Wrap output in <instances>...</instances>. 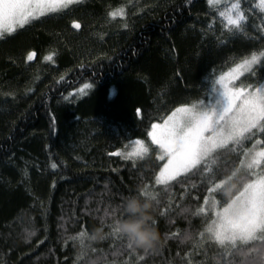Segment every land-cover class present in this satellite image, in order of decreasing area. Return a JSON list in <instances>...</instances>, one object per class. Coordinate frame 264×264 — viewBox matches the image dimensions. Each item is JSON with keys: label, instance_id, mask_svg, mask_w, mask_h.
<instances>
[{"label": "trees", "instance_id": "16d2710c", "mask_svg": "<svg viewBox=\"0 0 264 264\" xmlns=\"http://www.w3.org/2000/svg\"><path fill=\"white\" fill-rule=\"evenodd\" d=\"M236 1L246 18L235 31L208 0H80L0 38V264H221L223 250L201 240L194 215L207 195L203 168L156 185V148L110 153L146 140L176 108L208 100L215 77L264 52V12L257 0ZM256 69L238 83L255 84L264 66ZM210 163L223 172L239 160L225 146ZM145 184L159 236L148 253L105 235L108 213Z\"/></svg>", "mask_w": 264, "mask_h": 264}, {"label": "snow or ice", "instance_id": "6c2138e0", "mask_svg": "<svg viewBox=\"0 0 264 264\" xmlns=\"http://www.w3.org/2000/svg\"><path fill=\"white\" fill-rule=\"evenodd\" d=\"M75 2L77 0H0V38L5 34L15 33L18 28L22 29L37 15L67 8ZM208 2L211 5L216 0ZM256 7L264 12V0H257ZM108 15L123 16L124 11L119 9L109 12ZM220 15L226 18V27L233 31L240 28L241 21L246 18L238 2L232 3L231 7L220 12ZM72 28L80 29L81 24L73 20ZM34 56L35 53L29 52L27 60H33ZM45 59L51 60V54ZM257 65L264 66V52L253 53L250 57L242 59L219 77H215L213 72V90L217 93L215 103L211 100L201 101L199 108L182 105L164 120L163 125L153 123L152 131L148 132L152 142L159 145L162 153L160 159H167V163L155 176L156 185H167L182 173L203 168L207 195L194 215L203 219L207 239L223 250L221 264H264V75L255 84H249L247 87L238 88L233 83L245 73L256 76ZM215 85H219V88ZM90 87L91 84H85L81 91ZM139 112L137 109L138 114ZM246 142L252 143V148L246 147ZM135 143L140 147L128 153L125 159L142 157L149 151L141 141L137 140ZM225 146L234 148L239 163L232 169L226 168L219 172L210 162L216 150ZM52 167L55 168L56 165L53 164ZM148 189L149 185L145 184L136 191L141 197L155 199ZM221 192L227 196L226 200H217L216 197ZM122 204L120 208L112 209L111 213H108L113 217V222L108 225L111 231L105 235L126 239L119 229L120 220L125 215L121 210ZM160 214L166 215L163 211ZM101 221L103 227V217ZM152 223L156 224L154 218ZM169 235L178 238L180 233ZM189 238L188 230H185L183 239ZM200 238L205 239L204 232L200 233ZM198 246L197 243L195 247ZM127 248L135 251L136 247L128 241ZM143 251L149 252L147 249ZM152 251H158V246ZM184 255L188 257L189 253ZM237 256L242 259L237 261ZM186 264H194V260L189 258Z\"/></svg>", "mask_w": 264, "mask_h": 264}, {"label": "clouds", "instance_id": "9594fccd", "mask_svg": "<svg viewBox=\"0 0 264 264\" xmlns=\"http://www.w3.org/2000/svg\"><path fill=\"white\" fill-rule=\"evenodd\" d=\"M154 204L150 198H142L137 191L123 198L122 211L125 214L120 220V232L134 247L152 250L159 243L155 224L152 223ZM97 229V234L102 233Z\"/></svg>", "mask_w": 264, "mask_h": 264}, {"label": "rangeland", "instance_id": "374dc122", "mask_svg": "<svg viewBox=\"0 0 264 264\" xmlns=\"http://www.w3.org/2000/svg\"><path fill=\"white\" fill-rule=\"evenodd\" d=\"M80 0H77V2H79ZM77 2H75V3H73V4H76ZM237 1L236 0H216V2H214V4H216L218 7H219V15H220V12H224V11H226V9L227 8H230L231 7V4L232 3H236ZM73 4H71V5H73ZM70 6V5H69ZM62 10V9H61ZM59 11V10H58ZM56 12V11H55ZM51 13H54V12H45V14L44 15H37L34 19H31L30 21H29V23L30 22H32V21H34V20H36V19H38V18H40V17H43V16H46V14H51ZM233 15L235 14L234 12L232 13ZM220 17H221V19L223 20V22H224V24L226 25V23H227V21H226V18L225 17H223V16H221L220 15ZM19 30V28L17 29V31ZM6 35V34H5ZM233 67H235V66H233ZM232 67V68H233ZM229 70H227V71H225L224 73H226V72H228ZM246 74V73H245ZM244 74V75H245ZM221 75V74H220ZM220 75H218L217 77H219ZM240 78L241 77H239V79H238V81H235V82H233L234 84H235V86L236 87H243V86H241L238 82H239V80H240ZM215 87L216 88H219V85H215ZM244 87H247V86H244ZM217 98V93L213 90V88H212V91H211V93H210V95H209V98H208V100H211V102L212 103H215V99ZM208 100H206V101H208ZM192 106H195V105H192ZM196 108H199L200 107V103H198L197 104V106H195ZM173 113V112H172ZM171 113V114H172ZM170 114V115H171ZM169 115V116H170ZM165 119H167V118H165ZM164 119V120H165ZM164 120H162V121H160V122H156L155 124H158V125H163V123H164ZM152 126V125H151ZM150 126V128H149V130H148V132L149 131H152V127ZM148 132H147V139L146 140H139V141H141L142 142V145L143 146H146V147H148V149H149V151L147 152V153H150L151 151H152V149H154V148H156V150H157V156H158V158H160V156L162 155V153H161V151H160V149H159V145H157V144H154L153 142H152V139H151V137L148 135ZM135 141H137V140H135ZM135 141H132L130 144H129V146L127 147V148H125V149H119L117 152H120V153H122V154H125V155H127L128 153H130V152H132L134 149H137V148H139L140 147V145H137L136 143H135ZM147 153H144L143 154V156L144 155H146ZM132 158H135V157H132ZM160 160H162V163H161V166L159 167V169H158V172H157V174L160 172V169L161 168H163V165L165 164V163H167V159L165 158V159H160ZM183 174V173H182ZM204 235L207 237V232H206V230L204 231Z\"/></svg>", "mask_w": 264, "mask_h": 264}]
</instances>
